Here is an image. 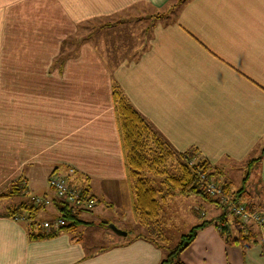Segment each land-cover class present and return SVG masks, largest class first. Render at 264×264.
Returning <instances> with one entry per match:
<instances>
[{
    "label": "crops",
    "instance_id": "crops-1",
    "mask_svg": "<svg viewBox=\"0 0 264 264\" xmlns=\"http://www.w3.org/2000/svg\"><path fill=\"white\" fill-rule=\"evenodd\" d=\"M177 1L0 0V194L23 177L30 196L42 189L41 195H53L49 175L73 168L72 180L97 200L91 212L127 232L122 242L90 249L80 226L95 227L89 212L75 232L32 238L24 219L6 214L14 205L3 198L0 264H159L165 258V248L139 231L129 235L127 226L142 230L143 224L133 209L115 86L176 152L197 150L226 169L259 156L264 0H185L175 7ZM143 22L145 40L126 53L131 33L124 24ZM253 171L264 188V154L250 177ZM181 196L190 199L189 212L208 216L201 196ZM209 208L212 220H204L211 222L182 261L240 264L242 255L241 264H259L252 249L226 242L214 219L221 213ZM51 210L57 213L42 209L37 219Z\"/></svg>",
    "mask_w": 264,
    "mask_h": 264
},
{
    "label": "trees",
    "instance_id": "trees-1",
    "mask_svg": "<svg viewBox=\"0 0 264 264\" xmlns=\"http://www.w3.org/2000/svg\"><path fill=\"white\" fill-rule=\"evenodd\" d=\"M185 0H178L175 7L179 6ZM114 101L117 113L118 125L121 133L124 158L128 175L132 180V187L135 192L133 209L138 220L145 225L152 236H143L159 246L167 249V255L159 264H186L181 259V254L194 242L199 229L210 223V220H204L194 225L188 234H184L181 240L174 247L168 246L169 238L165 235L162 226L161 213L162 201L175 194L191 195L197 194L206 199H212L205 187L202 185L200 173L207 172L211 176L218 170L212 166L209 160L198 156L196 150L186 152L174 151L153 129L148 121L134 108L130 101L123 94L122 90L114 87ZM264 153V144L261 149ZM262 155L250 160L243 178L244 183L249 177L251 168L255 163L261 160ZM196 159L193 164L191 160ZM174 163V168L170 169L169 163ZM58 168L55 169L57 171ZM54 171V172H55ZM161 176V180L155 183L154 179L147 174ZM76 182V180H74ZM73 182V183H75ZM26 182L22 177L13 182L7 192L0 194V199L9 198L16 195H25ZM231 183H227L229 189ZM89 191L86 187L84 193ZM88 193V192H87ZM249 191L242 185L235 193L237 201H244L248 209L254 211L263 208V204H257ZM54 207L62 215L66 224L58 230L46 232L40 225L42 219H37V214L43 207L36 206L32 202H21L8 208L7 215L22 218L20 214L26 211L28 232L32 238L52 237L61 231L75 232L78 225L85 223L79 218L80 210L74 209L71 205L54 198ZM224 208V207H223ZM219 217L218 226L226 239L227 243L241 246L244 252L257 244L260 240L258 231H255L254 224H244L235 217L234 222L241 225L238 236H231L228 212ZM88 223V222H86Z\"/></svg>",
    "mask_w": 264,
    "mask_h": 264
},
{
    "label": "rangeland",
    "instance_id": "rangeland-1",
    "mask_svg": "<svg viewBox=\"0 0 264 264\" xmlns=\"http://www.w3.org/2000/svg\"><path fill=\"white\" fill-rule=\"evenodd\" d=\"M114 21H119V20L116 19ZM108 23L110 24V23H112V21H110ZM147 24H148L147 22L137 23V24L131 23L129 25L124 24V25H126L125 28H127V30H129L131 33L129 35L130 37L126 38L127 44H128L127 45L128 50L126 51V53H130V54L135 53V50H137V48L141 46V43H143V41L145 40L146 35H147V34L143 35L144 33H142V29ZM96 25H98V24H96ZM122 30H124V28ZM117 32H120V31H117ZM123 33H125V32H123ZM126 33H128V32H126ZM99 40H101V38H99ZM263 144H264V142H263ZM263 144H262V146H263ZM262 146H260L257 153H259V155L263 156L264 153L261 154L262 153L261 152ZM197 153H198L197 157L201 155L199 153V151H197ZM196 159L197 158L191 160L190 164L195 163ZM261 159H262V157H261ZM169 165H170V169L174 168L173 162H170ZM215 168H217L218 171L216 173H213L211 176L207 175V172L200 173V179H201L202 185L205 187L206 191L212 197L211 200L202 197V199L204 200V205H203L202 211L208 212V216L206 218H205V214L200 215L197 212L196 213L189 212V207H190L191 201L187 197H182L181 194H180V197L178 199H176V200L172 199L171 201H169L170 202L169 204H165L164 201H166L170 197L163 200L161 220L163 221L162 222L163 231H164L165 235H167L169 238L168 246L170 248L177 245V243L181 240L182 235L188 234L190 232L192 226L196 223L195 221L201 222L204 219H211L212 220V211L209 208V206L212 208H215L217 213L218 212L221 213L219 216H217L214 219H219V217L225 213L224 212L225 209L228 212L229 218L232 217L234 219L235 217H237V216H234L229 211L228 202H231L230 204L245 205L246 209L250 212L259 211V212L264 214L263 208H258L254 211H251L248 209V207L244 201H237L235 199V193L237 192V190L242 185H244L245 189L251 193V195H252L251 198L253 200L255 199V197H257L256 194H259L260 196L261 195L264 196V188H262V186L257 181L258 176H256L254 174V171L251 174V177H250V173H249V177L247 178V180L244 183V180H241V179L244 178L243 176H245V173L247 170V165L233 164L232 163V166H230L227 169L225 167H221L219 165L215 166ZM252 169H253V167L251 168V171H252ZM147 176L154 179V181H156L155 183H157L158 181L161 180V176H155V175L150 174V173L147 174ZM227 183H231V186L229 187V189L226 188ZM209 184H214V186L217 188V190L219 188H221V190H218V191H220V194L217 195L216 193H213L212 190H210L207 187V185H209ZM43 191L44 190L42 189L41 191L38 192L39 194H37V195H41L40 193H42ZM26 194H25V196L16 195L10 199L7 198L8 201H5V202H7L8 204H11V205L12 204L18 205L20 202H23V201L24 202H30V195L27 194L28 195L27 196ZM32 195H34V194H32ZM191 195H197V194H191ZM187 196H190V195H187ZM199 196H201V195H199ZM254 201L257 204H261L256 199ZM49 208L50 207L42 208V209L47 211ZM93 210H91V211H93ZM91 211H80L79 218L85 219L86 214L93 213ZM89 212H91V213H89ZM39 214L41 215L42 213L40 212ZM54 214H56V212L54 213V211L51 210L50 213L48 215L44 216L43 218H51L52 216H54ZM20 216L22 218H25L26 217V211L22 212L20 214ZM16 218H18V216ZM89 218L95 219V222L92 223V225L95 226L94 228L90 227V225H87V224H81L80 226L85 227V228L81 227V229H83L82 233H84V241L86 242L88 247H90V249L93 250L98 245H102L103 247H106L109 244H113L116 242L117 243L122 242L124 239L127 238L126 236L119 234L115 229H112L110 227L112 222L110 221L109 216H107V215L104 216L103 214L101 216H99V215H96L93 213L90 215ZM127 227L130 231L129 235H133L139 231V233H141L142 235L152 236L150 230L145 225H143L142 230H141V228H135L136 230L134 228L132 229V226H127ZM232 228L233 229L231 231V236L233 238H235L239 234V230L241 228V225H239L238 223L233 221L232 222ZM79 230H78V232H80ZM258 230H259L258 232L260 235V240L257 244H253L250 249H252L251 253L254 255V256H252V257H254V260L258 261L259 264H264V239H263V236L260 232L259 227H258ZM108 234L110 236H108ZM236 246L240 250H243L241 248V246H238V245H236ZM91 247H94V248H91ZM165 250H166V255H167V249L165 248ZM242 259H243V257H242V255H240V257H239L240 264L242 263Z\"/></svg>",
    "mask_w": 264,
    "mask_h": 264
},
{
    "label": "built area",
    "instance_id": "built-area-1",
    "mask_svg": "<svg viewBox=\"0 0 264 264\" xmlns=\"http://www.w3.org/2000/svg\"><path fill=\"white\" fill-rule=\"evenodd\" d=\"M73 173L74 169L71 168L66 174L58 171L50 174L48 184L53 189V195H31L30 201L32 204L43 208L54 207L55 198L64 204L71 205L76 210H93L97 204L96 198L87 192L84 193L85 187L72 180ZM207 187L212 190L213 193H216L217 195L220 194V191L218 190H221V188L217 190L214 184H209ZM230 203L231 202H228L229 211L234 216H237L244 224H254L258 226L264 239V214L259 211L250 212L246 209L245 205ZM65 224V218L60 215L58 211L51 218H43L40 221L41 227L46 232L58 230Z\"/></svg>",
    "mask_w": 264,
    "mask_h": 264
},
{
    "label": "water",
    "instance_id": "water-1",
    "mask_svg": "<svg viewBox=\"0 0 264 264\" xmlns=\"http://www.w3.org/2000/svg\"><path fill=\"white\" fill-rule=\"evenodd\" d=\"M119 234H127V232L126 231H122V230H119V229H116V228H114Z\"/></svg>",
    "mask_w": 264,
    "mask_h": 264
}]
</instances>
